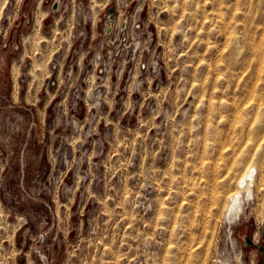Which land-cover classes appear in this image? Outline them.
Masks as SVG:
<instances>
[{
	"label": "rangeland",
	"instance_id": "1",
	"mask_svg": "<svg viewBox=\"0 0 264 264\" xmlns=\"http://www.w3.org/2000/svg\"><path fill=\"white\" fill-rule=\"evenodd\" d=\"M263 184L264 0H0V264H264Z\"/></svg>",
	"mask_w": 264,
	"mask_h": 264
},
{
	"label": "bare ground",
	"instance_id": "2",
	"mask_svg": "<svg viewBox=\"0 0 264 264\" xmlns=\"http://www.w3.org/2000/svg\"><path fill=\"white\" fill-rule=\"evenodd\" d=\"M241 151V150H240ZM262 160V159H261ZM253 168H254V166L252 165V166H250L249 167V169L242 175V176H240L241 178H240V180H239V183H238V186H239V188H246V187H250L251 185H252V183H253V181H254V179H253ZM263 181V180H262ZM242 184H244L243 186H242ZM261 185V184H260ZM264 185V184H263ZM264 187V186H263ZM237 193H239V192H237ZM237 193H235L234 194V196H233V199L234 200H236V201H238L237 200ZM235 204V203H234ZM233 204V205H234Z\"/></svg>",
	"mask_w": 264,
	"mask_h": 264
}]
</instances>
